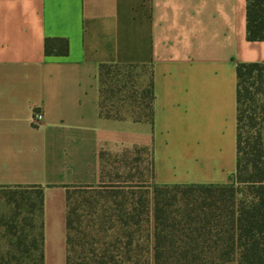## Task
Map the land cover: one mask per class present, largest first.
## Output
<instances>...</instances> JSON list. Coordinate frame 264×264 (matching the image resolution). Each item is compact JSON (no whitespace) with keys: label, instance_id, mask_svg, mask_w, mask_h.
<instances>
[{"label":"crops","instance_id":"obj_1","mask_svg":"<svg viewBox=\"0 0 264 264\" xmlns=\"http://www.w3.org/2000/svg\"><path fill=\"white\" fill-rule=\"evenodd\" d=\"M247 5L0 0V187L42 189L44 264H67L75 187L229 181L237 169L236 67L264 63V40L248 37ZM47 38L67 40L68 53L46 54ZM102 65L150 67L152 119L101 116ZM35 111L43 114L37 124ZM132 153L135 178L109 181L105 157Z\"/></svg>","mask_w":264,"mask_h":264},{"label":"trees","instance_id":"obj_2","mask_svg":"<svg viewBox=\"0 0 264 264\" xmlns=\"http://www.w3.org/2000/svg\"><path fill=\"white\" fill-rule=\"evenodd\" d=\"M247 32L264 40V0H248ZM45 51L67 54L68 42L47 38ZM120 66L133 65L101 67V116L152 119V81L149 113L123 116L107 107L106 75ZM236 71L237 169L229 181L111 184L114 200L102 202L72 201L69 190L67 264H264V63L240 62ZM40 190L38 209L17 202L0 217V264H44Z\"/></svg>","mask_w":264,"mask_h":264},{"label":"rangeland","instance_id":"obj_3","mask_svg":"<svg viewBox=\"0 0 264 264\" xmlns=\"http://www.w3.org/2000/svg\"><path fill=\"white\" fill-rule=\"evenodd\" d=\"M104 82L105 103L113 113L123 116H139L149 113L151 103V69L149 66H120L110 69ZM136 155L134 153L121 158L109 155L105 157V169L109 181H128L135 178ZM147 164H144L146 167ZM73 188L72 201H112V192L106 186ZM38 187H0V217L10 215L16 210L17 202L28 208L30 203L38 209L40 202ZM128 191V190H125ZM137 191V190H136ZM119 199V198H118ZM4 229L0 226V235Z\"/></svg>","mask_w":264,"mask_h":264},{"label":"built area","instance_id":"obj_4","mask_svg":"<svg viewBox=\"0 0 264 264\" xmlns=\"http://www.w3.org/2000/svg\"><path fill=\"white\" fill-rule=\"evenodd\" d=\"M43 117L42 112L40 111H35L34 115H33V123L37 124L41 121Z\"/></svg>","mask_w":264,"mask_h":264}]
</instances>
